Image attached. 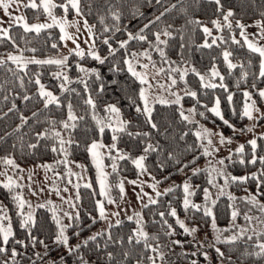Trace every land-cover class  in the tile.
<instances>
[{
  "label": "trees",
  "instance_id": "trees-1",
  "mask_svg": "<svg viewBox=\"0 0 264 264\" xmlns=\"http://www.w3.org/2000/svg\"><path fill=\"white\" fill-rule=\"evenodd\" d=\"M55 2L59 5L65 3L66 0H55ZM114 3L115 0H81L80 3L85 19L90 25H95L93 38L100 52L107 57L104 64L92 59L90 55L81 58L71 54L63 69L56 65L29 64L25 70L21 71L11 61H8L4 67H0V168L8 166L3 162L7 157L23 165L48 162L54 170L65 174L67 164L57 163L64 159L63 154L60 151H51L53 146L59 148V145L57 140L52 137L53 126L50 121H57L55 130L60 131L63 136L65 130L60 126L59 121L67 118L66 105L69 100H71L76 114L85 117L84 120L77 122L78 127L71 132V138L76 143L71 146L65 145L70 152L67 160L84 162L92 178L91 187L80 186L78 198L76 196L77 214L73 215L68 227L71 241L88 233L101 220L97 201L102 195L98 187L94 165L86 149L93 140L99 138H103L106 143L112 141L110 129H106L102 136L98 133L90 110L83 103L88 92L85 91L84 84L78 82L80 78L87 82L91 95L97 101L96 114L98 118L108 117L109 114L104 112L106 104H116L123 118L130 121L127 128L129 132L150 133V136L147 137L120 134L117 146L129 158L118 159L117 172L113 173L112 168L110 170L109 180L115 197H119L121 194L116 185L124 178H136L146 172L159 183H165L190 167L192 165L190 161L194 158H196V162L204 157L203 148L200 147L201 144L204 145V140H197L194 135L197 124L181 119L179 105L153 104L152 120L157 124L156 129L151 128L142 112L138 113L135 110L137 106L141 108L143 106L139 99V90L143 85L127 72L123 60L131 59L130 53L132 52L139 53L144 49H149L152 59L157 62V66H160L158 52L150 49L147 42L132 40L127 49H119L115 56H109L108 46L102 42L105 38L111 37L109 43L113 48L118 49V42L127 39L128 31L137 32L149 19H154L165 8H171L175 4L176 7L165 13L157 25L146 30L149 40H154L152 32L157 28L171 24L172 28L169 30L172 31L174 39L169 41L165 50L168 57L176 61L174 66L187 67L191 65L195 66L202 74H207L213 64L218 65L223 72V83L227 86V92L220 87L202 88L198 78L189 73L186 77L187 84L179 82L176 87H187L196 91L197 98L194 100L183 95V102L196 107L197 116L201 121L219 129L225 135L237 136L241 134L240 129H246L247 123V117L243 116L246 103L244 92L250 91L258 102L262 101L258 95V91L264 87V78L259 77L260 57L244 45L243 38L239 34L240 29L236 27V21L239 20L243 24L254 19L264 21V16L261 15L264 13V0H221L222 11H217V5L210 0H162L159 4L156 3V0H151L150 3L148 0H122V3L117 5L121 12V19L118 22L121 31L116 32L113 36L112 31H103L105 25L100 23L99 17L105 16V24L109 28L117 24L108 15L109 5ZM89 5L91 6L90 10ZM229 9L234 12V15L229 18V22L232 24L231 30L226 26L228 22L223 20V15ZM55 10L59 14L63 13L62 8L57 7ZM72 12L73 9L69 6L68 13L72 14ZM133 13L136 15L134 16ZM139 13H143V16H140ZM25 14L29 21H34L43 17L45 11L42 6L36 9L28 7L25 8ZM197 19L212 29L213 36L223 35L227 43H221L218 40L219 47L213 46L211 49L198 47L206 39L205 34L200 26L188 23L190 20ZM212 20H219L222 25H225L223 30H216L211 24ZM8 35L11 39L0 37V55L17 50L38 56L52 55L57 53L63 45L60 30L56 26L41 29L37 33L35 31L26 32L21 24H14L10 26ZM231 36H235L241 43L233 44ZM207 39L211 42L212 37H207ZM53 44L56 45V48L52 47ZM181 44L184 45L183 48H181ZM33 48L36 49L35 52L31 51ZM224 50L232 52L230 60L237 65L235 68H228L227 62L224 61L221 54ZM78 66L89 70L95 69L100 78L97 79L94 74L86 75L80 72ZM113 66H116L118 70L110 71ZM164 67L167 68V65ZM9 68L13 71H8ZM60 71L69 77L71 83L64 82L62 78L60 80L53 78V74ZM245 73H247L246 77ZM163 75L167 77L166 74ZM20 77L23 78V88L20 86ZM37 77L42 84L57 94L60 99V107L55 104L49 105L47 108L44 107V102L38 94L39 86L34 82ZM207 79L206 75V82ZM62 83L69 91L61 90ZM101 85L104 87L103 92H99ZM71 89L76 91L72 92ZM229 93L232 94L231 102L227 100ZM25 95L31 99L24 100ZM217 97L220 99L221 112L224 118L234 125L237 130L235 133L209 111ZM130 98L136 102L135 105L130 102ZM197 100L199 103L196 102ZM13 104L16 107L9 111ZM33 112L37 113L35 117L32 115ZM200 112L204 113L203 117L198 114ZM21 116L27 118V123L21 121ZM18 126L19 130H17ZM46 130L47 137H38V133H44ZM66 131L69 134V130ZM148 144H152L156 150L145 153L144 148ZM30 145H36V147L33 148ZM189 146H192L191 151L188 150ZM169 154H171V158H169ZM253 154L257 157L255 164L250 162L253 159ZM141 155L147 157L144 161L146 171H141L133 163V160ZM259 157H264V133L257 136L255 153H253L252 146L245 142L243 153H238L235 150L224 158V172L229 176L228 187L231 193L220 195L215 200V204L209 199H205L204 189L210 187L211 184L208 183L210 178L208 173L201 171L199 174L195 176L192 174L189 177L196 186L194 201L196 205L200 206L199 210L191 207L187 210L184 209L185 193L181 184L172 187L173 191L166 194L164 192L158 196L156 204L148 203L147 207H143L140 217H142L144 230L149 234V237L157 236L159 238L158 240L149 239L148 243L153 245L159 243L165 253V260L157 261V264H192V261H196V264H229L228 259L221 261L215 248L224 252L225 257H230L231 264H264V257L250 255V253L259 251L255 246L261 243L259 240L264 239V235H260L264 233V228H261L260 231H252V228L248 226L247 231L243 233L239 228L246 222L251 225L244 219L245 214L250 216L254 214L253 212H257L264 217V212L259 207L264 205V175H262L264 164L260 163ZM241 160L244 163H240ZM184 165H188V167H184ZM233 175L247 176L248 179L245 182H233L230 179V176ZM253 175L255 179L252 178ZM219 178L225 177L219 176ZM11 195L12 193L9 194L6 189L0 187V199L8 205L14 232V237L10 238L7 245H3L2 239H0V246L7 249L5 254L0 255V261L9 259L11 249L16 248L19 255L15 258V264H37L41 259H38L34 253H40L44 258L62 247V244L54 243L58 232V225L53 219L55 214L49 203L44 204V207L37 206L35 226L22 227V217L16 212L15 206L17 205L11 199ZM253 197H255V203L251 202ZM171 209L176 210V217L168 215ZM205 209L212 211L215 225L217 229L221 230L218 231L220 242H217V236L213 232V216L205 215ZM233 210L238 212L234 223L231 219ZM161 212L165 213L164 217L159 215ZM140 217H133L132 220L123 219L119 225L113 224L111 228L101 232L104 235L97 236L96 240L87 239V246L81 242L78 255L84 256L90 264H134L137 255L144 251L143 242L139 245L133 242L130 245L127 238L138 227L137 220ZM164 220H167V225L163 223ZM177 220L183 221L189 230L196 228L197 231L195 233L185 232ZM168 225H171V228ZM169 231L173 234L166 235L165 233ZM109 233L112 236L111 241L108 240ZM231 233L238 239L235 242H224L231 239ZM249 236L252 237L251 240L248 239ZM31 237L36 238L34 245ZM121 238L122 244L115 242ZM15 240H23L26 246L16 244ZM41 240L44 241V244L39 243ZM173 241H180V243L174 244ZM44 245H47V249ZM124 251L133 253L128 261H124L122 255ZM108 252L113 253L114 259L111 261L107 258ZM193 253L196 254L193 255ZM205 253L207 258H205ZM144 255L146 257L154 254L146 252ZM62 257L63 260H57L55 264H80L77 255H69L68 251ZM144 264H149L147 259L144 260Z\"/></svg>",
  "mask_w": 264,
  "mask_h": 264
},
{
  "label": "snow or ice",
  "instance_id": "snow-or-ice-1",
  "mask_svg": "<svg viewBox=\"0 0 264 264\" xmlns=\"http://www.w3.org/2000/svg\"><path fill=\"white\" fill-rule=\"evenodd\" d=\"M148 2L150 3L151 0H148ZM162 0H156V3L159 4L161 3ZM210 2L215 3L217 5V11H222L223 9V5L221 4V0H210ZM21 3V0H0V7H2L4 9V12L6 15H9L10 19H14L16 22L22 21L23 17L17 16V17H11V15L8 13V9L12 6V4H17L19 5ZM80 3L81 0H66L65 3H61V4H56L53 2V0H41V6L43 7V10L47 13V15L51 18L52 23L51 24H38V25H29L27 22H24L22 24V27L24 28V31L28 32V31H35L37 33H39L41 31V29H46V28H51L53 26H58L60 28V32L62 33L61 35V39H68V40H72L73 43H76V39L73 37L72 34H70L67 31L68 27H76L77 31L79 32V22L78 21H73V22H69L67 21L66 18H62V19H57V17L53 14V9L59 7L62 8L64 13L66 14L69 10V6L75 10L76 15L77 16H83V11L80 7ZM122 3V0H115L114 4H110L108 7V15L111 16L112 20L117 22V24H114L112 28H109L106 24H105V16H100L99 20L101 24H104V28L103 31L104 32H109L112 31L113 36L115 35L116 32L121 31L120 27L118 26V22L121 19V12L120 9L117 7V5H120ZM23 7L25 8H33L36 9L38 7V5L36 4L35 0H29L28 4H24ZM176 5L173 4L171 6V8H175ZM91 6L89 5V10H90ZM171 8H165V10L163 12L160 13V15L155 16L154 19H149L147 23H145L143 25L142 28H140L137 32L133 33L131 31L127 32V39L126 40H122L119 41V48H113L112 44L109 43V40L111 39V37L109 38H105L102 42L103 44L108 46V51H109V56H115L116 52L119 51V49H127L129 42L132 40H136V41H140V42H147L149 45V48L158 52L159 57H160V66H157V62L154 61L152 59V55L151 52L149 51V49H144L142 52H132L130 53L131 59L129 58H125L123 60V63L126 65V70L128 73L131 74L132 77H134L136 80L139 81V83L141 85H148V88H144L141 87L139 90V99L142 102V108L140 106L136 107V111L138 113L142 112L145 115L146 121L148 124H150L152 129H156L157 128V124L155 122H153L152 120V112H153V107L152 104L150 103V96H149V89L152 87V84L149 83V69L151 68L152 70H154V75L152 76V79L155 80V77L157 76H161L163 74L167 75V83H161L160 81L156 80V86H158L160 89H162L163 91L167 92L170 96L174 97V99H172L171 101H169L168 99L164 98L163 96H156L154 97V101L156 103L162 104V105H169V104H175V105H179V114L182 120L188 122V123H199L198 121H195L194 119H192V117H195V115H197V109L195 106H193L192 108L187 109L186 111L188 112V115L185 114V110L183 109V105L181 104V101L184 99V96H189L191 98H193L194 100H196L197 98V92L191 90L190 88H184L182 89V91L184 92V96H181L178 92L173 91L172 89L175 88L177 86V84L179 82H183L184 84H187V80L186 77L189 75V73L195 75L202 88L205 89H215L217 87H220L222 89H224L227 92V86L223 83L224 81V76H222L220 74V72L218 71V69L216 68L215 64H213V66L209 69L207 74H202L200 71L197 70V68L195 66H187V67H182V66H174L176 65V61L171 60L166 52V48L169 45V41L174 39L173 33L172 31H170L169 29L172 28L171 24H168L164 27H159L157 28V30L152 32V36L154 37V40H149L148 35L146 34V30L151 29L153 26L157 25V22H159L161 20V18L165 15V13L171 11ZM133 15L135 16L136 13H133ZM140 16H143V13H139ZM234 15V12L229 9L226 14L223 15V20L225 22H228L226 24L227 28L229 30H231L232 28V24L231 22H229V18L232 17ZM262 16H264V13H261ZM3 21H0V24H2ZM188 23L190 24H196L198 26H200L202 32L205 34L206 39L204 40V42L202 44H200L198 47L200 48H209L211 49L213 46L219 47L220 45L217 43V41L219 40L221 43H227V40L225 39V37L223 35L221 36H213V32L212 29L209 28L208 26H206L205 24H203L202 21L200 20H190L188 21ZM211 24L213 25V27L218 30V31H222L223 27L225 25H222L221 22L219 20H212ZM253 25H245L243 23H241L239 20L236 21V27L238 29H240V36L243 38V43L244 45L247 46L248 50H250L253 53H257L260 57V64H259V77L260 78H264V46H259L257 43L253 42L252 40H249L248 38V34H246L245 29L247 27H251ZM255 27H257L258 29H260V32L258 34H254V35H260L261 38H264V21H256L255 22ZM83 27L84 29L87 31L89 38L95 36L94 33V28L95 25H89L87 19L83 20ZM9 30L7 28H0V34H2L5 38L11 39V37L8 35ZM163 37V39H162ZM207 37H212L211 42L208 41ZM231 42L233 44H240V40H237L235 38V36H231ZM88 41L85 40V43H87ZM243 46V45H242ZM53 48H56V45L53 44L52 45ZM95 41H93L92 44V49L89 51V55L91 56L92 59L98 61L100 64H104L107 57L102 58L95 50ZM184 45L181 44V48H183ZM32 52H35L36 49H31ZM75 55L83 58L84 57V51L80 48L79 44H76V48L72 50ZM223 59L225 62H227V66L229 69H233L235 68L237 65L233 64L230 60V57L232 56V52L228 51V50H224L222 53ZM140 58H144L148 61V63H143V64H139L140 62ZM67 57H63V58H48V59H36V58H25L21 52V54L19 55H13V54H7L6 58L5 57H0V67H4L6 65V63L8 61H11L13 64H15L17 66L18 70H25L27 68V66L29 64H37V65H56L58 67H60L61 69H63L64 67H66L67 65ZM187 63V62H184ZM139 64L140 68L142 69V71H138L136 65ZM164 65H167V68L164 67ZM79 71L85 73L86 75L89 74H94L96 76L97 79H99V73L96 72L95 69L89 70L83 67L78 66ZM118 70L116 68V66H113V68L110 69V71H116ZM8 71L12 72L13 70L11 68L8 69ZM15 75V73H13ZM175 74V75H174ZM206 75L208 77L207 82H206ZM245 77L247 76V73L244 74ZM219 78V80L221 81V83L219 85L212 83L211 81L214 80L215 78ZM53 78L60 80L61 78L63 79L64 82L67 83H71V81L69 80V77L63 72H56L53 74ZM20 86L23 88L24 87V83H23V78L20 77ZM35 84H37L39 86L38 88V94L39 97L43 100L44 102V107L47 108L49 105L55 104L57 107H60V99L59 97H57L56 95H54L51 91L46 90L45 85H43L40 81V79L37 77L35 79ZM79 83L84 84L85 86V91L88 92L87 97L83 100L84 105L87 106V108L90 110L92 119L95 121V124L97 125V131L98 133L102 136V134L105 132L106 129H110L111 130V140L112 143L110 145H105L102 140H93L92 143L87 147V152L90 154L91 159L93 164L96 167L97 170V182L99 183L100 186V194L105 196L108 200V203H115V201L109 196V191H110V185L108 184V173L105 172V164H104V158L105 155L104 153H102L100 150L101 149H107V158L112 160V164H111V168L113 173L117 172V163L116 160H124V159H128L129 157L127 156V154L123 153L120 149L117 148V142L120 139V134H126L129 136H140L143 135L145 137L150 136L149 132H137V133H132L129 132L127 130L128 128V124L130 123V121H126L121 119L120 117V109L115 105V104H106L104 107V112L108 113V117L105 119H100L98 118L97 114H96V109H97V101L96 99L91 95V91L89 89V86L87 84V82L83 79L80 78ZM253 87H255V85H253ZM60 88L62 91H69V89L65 88V85L62 83L60 85ZM104 87L103 85L100 86L99 88V92H103ZM70 91L75 92V89H71ZM77 95H79V93H77ZM258 95L259 97L264 100V89H260L258 91ZM244 96L251 100V94L249 92H244ZM5 99H7V97H4ZM24 100H29L31 99V97L25 95L23 97ZM227 100L229 102L232 101V94L229 93V95L227 96ZM130 102L135 105V101L131 100L130 98ZM197 103H199V101H196ZM256 102L252 101L251 104H246L243 110V116L247 117L248 119H260V118H264V113H262L259 117H254L253 116V111L259 112V109L255 107ZM16 105L13 104L12 108L9 109V111H12L13 108H15ZM67 118L66 119H61L59 121L60 126L64 129V130H69V138L66 140L60 131L55 130V125L57 124L56 120H51L50 123L53 126V130H52V137L54 139L57 140L59 148H57L56 146H53L51 151L52 152H57L60 151L63 156L64 159L61 161H57V163H64L67 164V157L70 155V152L68 151V148L65 147V145H73L74 143H76L72 138H71V132L74 131L77 127H78V121L84 120L85 117L83 115L78 116L76 114V112L74 111L73 108V104L71 102V100L68 101L67 105ZM205 107H207L205 105ZM209 111L211 113H213L216 117H218L221 121H223L224 125H226L228 128L232 129V131L235 133L237 130L235 129L234 125L230 124L229 121L227 119L224 118L221 109H220V99L217 97L215 102H214V106L212 108L209 109ZM200 116H204L203 112L198 113ZM34 117L37 115L36 112H33L32 114ZM114 118V119H113ZM21 121L23 123H27V118H25L24 116H21ZM17 130H19V126L17 128ZM239 131L244 132V131H252V128H246V129H240ZM48 132L47 130L44 133H38V137L40 138H45L47 137ZM186 135V134H185ZM194 135L196 136L197 140H207V146L201 144L200 147L203 148V155L204 156H212L215 152L219 151L218 148H215L213 146V141L211 139V137L213 136H218L219 137V143L220 144H231L232 143V138L231 137H225L223 132H213L212 130L204 127L203 125H200L199 129L194 133ZM248 143L252 146L253 149V153H255V149L257 147V140L256 139H252L250 141H248ZM78 146V145H77ZM30 147L35 148L36 145H30ZM211 147V151L209 150V148ZM117 152L116 156L112 155L113 151ZM156 149L154 148V146L152 144H148L145 148H144V152L147 153L149 151H155ZM189 151L192 150V146H189L188 148ZM238 153H243L244 151V145L241 144L239 146V148H237L236 150ZM146 156L145 155H141L138 158H136L135 160H133V163L135 164V166L140 169L141 171H146L145 166H144V161L146 160ZM169 158H171V154H169ZM195 159L194 158L192 161H190V163L194 164L195 163ZM230 159V157H229ZM260 163L264 164V157H259ZM4 164L6 165H10L13 168H17L19 167L18 165L15 164V161L11 158H7L5 157L3 160ZM251 163L255 164L257 162V157L255 156V154H253V159L250 161ZM211 165V161L209 162ZM217 164L219 165H224L225 161L223 159L216 161ZM240 163H244L243 160L240 161ZM78 167L83 168V165H77ZM41 167L47 168V169H51L52 165L49 164H45L42 165ZM184 167H188V165H184ZM182 170V169H181ZM201 171H206L209 175V180L208 183L209 184H213L214 180H215V175L217 176H223L225 177V185H227L228 183V179L229 176H227L224 172V170L222 168L218 169L217 167H215V165H212L211 167H209L208 169H200V168H194L192 169V174L193 176L199 174ZM72 173L69 172V175H71ZM0 175H6V173H0ZM262 175H264V173H262ZM253 179H255V176L253 175L252 177ZM231 181L233 182H245L248 177L247 176H243V177H237V176H230ZM129 183L135 185L136 181H129ZM14 186H18L16 185V182L12 180L11 177L7 178V182L3 183L2 185H0V187H2L3 189H6L9 194L12 193L13 191V187ZM119 188V192L121 193V198H123V193L125 191L124 189V182L123 180L119 181L118 184L116 185ZM215 186V185H214ZM76 187H79V185H77ZM84 187H91V184H85ZM151 187H153V189H155L156 185L153 184L151 185ZM191 184L188 181H185L183 183V191L185 193L184 196V200H183V207L185 210H187L189 207L194 208L196 210L200 209L199 205L196 204H192L189 200V196L194 195L193 192L190 191L191 188ZM54 191L57 192V194H59V189H53ZM174 189L172 187L168 188L165 190V194L167 192H171ZM41 191H43V189H41ZM65 191H67V189H65ZM220 194H223V188L220 189ZM144 195H147V193H145ZM162 195V193L157 192V196ZM204 196L205 199H209V192L208 189H204ZM78 198V196H77ZM141 198L138 196V199ZM11 199L13 201L16 202L17 208L19 209L18 211V215H20L22 217L21 220V226L22 227H27L29 225L35 226V216L34 213L31 211V205L25 201L23 199V197L19 194H15V195H11ZM69 202L70 201H66ZM252 203H255V197L252 198L251 200ZM50 203V202H49ZM149 204H156L157 201L151 197H149ZM213 204H215V201H212ZM28 205L29 211L27 213H24L23 209L25 208V205ZM39 207H44L45 205L41 204L38 205ZM148 205L145 204L144 207H147ZM97 207L99 209V215L102 219H107L106 213H105V208L102 202L97 201ZM260 210L262 212H264V205H260ZM0 213H3V215H0V239H2V244L3 245H7L9 243L10 238L14 237V232H13V228H12V224L9 222L7 223V225L5 226L4 221H9L10 218L8 216L7 213V209L5 206L2 205V202H0ZM65 215H68L67 213H65ZM114 215H119V213H115ZM137 217H140V213H136L135 214ZM159 215L161 217H164L165 213L161 212L159 213ZM168 215L172 216V217H176L177 216V212L175 209H171L168 212ZM205 215L208 216H213V213L210 209H205ZM238 216V212L233 210L231 212V219L234 222L236 220ZM72 217L69 216V219H71ZM53 219L56 221L57 225H58V232L55 236V240L54 243L57 244H62L64 246H68L69 241H68V237L65 235V229L66 227L69 226H64L61 224V221L54 215ZM129 220H132L133 217L132 216H128ZM244 219L246 221L251 222L253 217L245 214ZM256 219L260 220L261 223H264V220H261L259 217H257ZM95 222V221H93ZM121 223L120 220L116 221V224L119 225ZM163 223L165 225L168 224L167 220H164ZM177 223L180 224L181 228L184 229L185 232H189L191 231V233H195L197 231L196 228H192L191 230H189L188 228L185 227L183 221L177 220ZM137 224L138 227L136 229L133 230L132 234L128 236L127 240H128V244H133V242H135V244H141L143 242V252L139 253L137 255V257L135 258V262L134 264H144V260L147 259V261L149 262V264H157V261L163 262L165 260V253L162 250V246L157 243L155 245L148 243L149 239L152 240H158L159 238L157 236H152L149 237V234L144 230L143 224H142V217H140V219L137 220ZM112 225L109 224V228H111ZM169 228H171V225H168ZM213 228L216 231H221L219 229H216V225H215V218L213 216ZM241 233L247 231V229L242 228ZM166 235H172L173 233L171 231L166 232ZM78 235V233H77ZM104 235V233H96L95 235L89 237V240H96L97 236H101ZM260 235H264V233H261ZM32 241H33V245L35 244V237H31ZM238 237L237 236H232L230 240H226L224 242H235V240H237ZM249 240L252 239L251 236L248 237ZM108 240L111 241L112 240V236L109 233L108 235ZM217 242H220V236L216 237ZM117 243H123L122 238L118 241H115ZM16 244H19L21 246H26L24 245V241L23 240H15ZM40 244H44V241L41 240L39 241ZM174 244H179L180 241H173ZM84 246H87L88 244V240H85L83 242ZM45 248L47 249V245H44ZM81 245L77 244L74 247L68 246V254L69 255H77L78 260L80 261V264H90L89 260H86L84 258V256L82 255H78L79 249H80ZM105 247H107V245H105ZM255 247H257L259 249V251H256L254 253H250V255H255L257 257H264V243H259L257 244ZM7 251L6 247L4 246H0V255L5 254ZM216 253L218 254V256L220 257L221 261H223L224 259H228L229 260V264H231V258L230 257H225V253L222 252L219 248H215ZM146 252H151L154 255H147L145 257L144 253ZM47 254V253H45ZM196 253H193V255H195ZM17 255H19V253L17 252L16 248H12L11 249V256L9 259L7 260H3L0 261V264H15V258L17 257ZM34 255L38 258V259H43V257L40 255V253H34ZM123 258L124 261H128L133 253L131 251H124L123 252ZM107 258L109 261L113 260V253L112 252H108L107 253ZM205 258H207V254L205 253ZM61 260H63V257H60ZM50 264H55V261H51ZM192 264H196V261H192Z\"/></svg>",
  "mask_w": 264,
  "mask_h": 264
},
{
  "label": "rangeland",
  "instance_id": "rangeland-1",
  "mask_svg": "<svg viewBox=\"0 0 264 264\" xmlns=\"http://www.w3.org/2000/svg\"><path fill=\"white\" fill-rule=\"evenodd\" d=\"M36 4L41 6V0H35ZM54 3L55 0H53ZM29 0H21V3L19 5L12 4V6L8 9V13L11 15V17H23L22 21L16 22L14 19H10L9 15H6L4 12V9L0 7V21H3L2 24H0V28H7L9 30L10 26L14 24H23L24 22H27L29 25H38V24H51L52 20L45 12V15L41 18H37L34 21H29L25 14V7H23L24 4H28ZM53 14L57 17V19L66 18L67 21L73 22L78 21L79 22V32L77 31L76 27H68L67 31L73 35V37L76 39V43H73L72 40L63 39V45L60 48V50L52 55H45V56H38L34 54H28L24 53L22 51H9L4 54H1L0 57H5L7 54H13V55H19L23 54L25 58H36V59H48V58H63L67 57L69 59L71 54H75L72 50L76 48V44H79L80 48L84 51V56L89 55V51L92 49V44L94 41V38H89V35L87 31L83 27V20L85 19L84 16H77L75 10H73L72 14H69L68 12L65 14L63 13L59 14L56 12L55 9L52 10ZM261 21V19H254L252 21H249L247 23H244L245 25H253L251 27H247L245 29L246 34H248L249 40H252L253 42L257 43L259 46H264V38H261L260 35H254L258 34L260 32V29L255 27V22ZM89 23V22H88ZM90 25V24H89ZM58 27V26H56ZM60 30V28L58 27ZM61 33V32H60ZM62 35V33H61ZM3 36L0 34V37ZM85 40L88 42L85 43ZM94 50L102 57L104 58L106 55L102 54L100 50L98 49L97 45L95 44ZM130 59V58H129ZM148 63V61L144 58H140L139 64ZM139 64L136 65L138 71H142ZM218 71L221 75H223L222 70L219 68L218 65H215ZM154 75V70L151 68L149 69V83L152 84V87L149 89V96H150V103L153 104L156 103L154 101V97L156 96H163L164 98L171 101L174 99V97L170 96L167 92L160 89L158 86H156V80L160 81L161 83H167V77L164 75L155 77V80L152 79V76ZM212 83H215L219 85L221 81L219 78H215ZM44 85V84H43ZM144 88H148V85H143ZM46 90L51 91L54 95L57 96L56 93H54L50 88L45 86ZM184 88L175 87L172 90L178 92L181 96L184 95V92L182 91ZM261 89H264L261 88ZM251 94V100L246 98V104H251L252 101L256 102L255 107L259 109V112L253 111L254 117H259L262 113H264V100L261 102H258L253 96L250 91H247ZM181 104L183 105V109L185 110V114L188 115V112L186 111L189 108H192L193 105H188L181 101ZM116 105V104H115ZM117 106V105H116ZM214 106V105H213ZM212 106V107H213ZM118 107V106H117ZM211 107V108H212ZM221 109V108H220ZM121 119L125 120L120 112ZM114 119V118H113ZM195 121H198L199 123H196L197 126L195 130L197 131L200 127V125H203L204 127L212 130L213 132H221L219 129L211 126L210 124H207L199 119L197 115L195 117H192ZM252 128V131H244L241 132L240 135L237 136H231V135H225V137H231L232 143L231 144H220L219 143V137L213 136L211 137L213 141V146L215 148H218L219 151L215 152L212 156H204L202 159L196 161L194 164H192L187 169L180 172L178 175L170 179L169 181L165 183H159L156 181L151 174L143 172L140 176L136 178H124L122 179L124 182V193L123 198H121V194L119 197H115L114 192L112 191L109 175H108V184L110 185V191L109 196L115 201V203H108V200L105 196H101V198L98 199V201L102 202L105 208V213L107 216V219H102L100 217V222L96 225H94L88 233L85 235L79 236L75 240H70V235L68 231V227L65 229V235L68 237L69 244L68 246L74 247L77 244H80L81 242H84L89 237L95 235L96 233H101L103 231H106L109 229V224L113 225L116 224L117 220L122 221L123 219H127L128 216L137 217L136 213H142L143 207L145 204H148L149 197L156 200L157 192L164 193L166 189L170 187H174L177 184H181L183 186V183L185 181H188L191 184L190 191L194 193L196 186L190 181L189 177L192 175V169L194 168H209L212 165H215L218 169L222 168L224 170V165H219L216 163V161L221 160L231 154V152L237 150L241 144H245V142H248L252 139L257 140V136L264 133V118L260 119H248L246 123V128ZM63 137L67 140L69 138L68 132L65 130L63 132ZM97 140H102V142L105 145H110V143H106L103 138H99ZM204 145L207 146V140H204ZM118 148V146H117ZM119 149V148H118ZM211 151V147L209 148ZM102 153H104V164H105V172L110 174L111 170V164L112 160L107 158V149H101ZM203 153V149H202ZM113 156L117 155V152L114 150L112 152ZM91 158V156H90ZM15 161V160H14ZM67 169L66 173L62 174V172L54 170L51 168L50 170L44 167H41L42 165L49 164L48 162L45 163H35V164H19L15 162L16 165L19 167L13 168L12 166L8 165L3 168H0V173H6V175H0V184L6 183L7 178L11 177L13 181L16 182V185L13 187L12 195L19 194L23 197L25 201H27L32 207L31 211L34 213L38 205L41 204H50L55 216L61 221V224L64 226H69L71 224V219H69V216L73 217L74 214H77V205H76V196H78V192L80 190V186L87 184L92 185V178L90 176V173L87 169V166L84 162L81 161H73L72 159L67 160ZM92 161V159H91ZM211 161V165L210 162ZM93 163V162H92ZM116 163H118V159L116 160ZM83 165V168L78 167L77 165ZM94 165V164H93ZM95 172H96V178H97V170L94 165ZM69 172L72 174L69 175ZM215 176V180L213 184H211L210 187L206 188L208 189V192L210 194L209 200L215 201L221 194L220 189L223 188V193H231L228 183L225 185V178L220 179L219 176L213 174ZM219 178V180H218ZM136 181L135 185L129 183V181ZM98 183V182H97ZM155 184L156 187L153 189L151 185ZM79 185V187H76ZM215 185V186H214ZM98 187L100 190V186L98 183ZM43 189V191H41ZM53 189H59V194H57L56 191ZM67 189V191H65ZM147 193V195H144ZM138 196L141 197L138 199ZM185 196V195H184ZM190 202L192 204H196L194 201V195H191L188 197ZM184 200V199H183ZM66 201H70L66 202ZM0 202L2 200L0 199ZM2 205L6 207L8 216L10 218L9 221H4L5 226L7 223L12 224L11 215L9 212L8 205L2 202ZM16 207V212L18 213L19 209ZM24 213H27L29 211L28 205H25V208L23 209ZM67 213L68 215H65ZM115 213H119V215H114ZM253 215H250L253 217L252 221L250 222L251 225H249L247 222L243 223L239 226L240 230L242 228L247 229L248 226L252 228V231H260L261 228H264V223H261L260 220L256 219L260 216L257 212H253ZM99 214V209H98ZM263 214V213H261ZM0 215H3V213H0ZM264 216V215H263ZM261 220H264V217L262 215L260 216ZM235 222V221H234ZM233 222V223H234ZM13 228V225H12ZM217 229V227H216ZM213 232L216 236L218 235V231H216L213 228ZM241 232V231H240ZM233 234L231 233L230 236ZM228 239V238H227ZM261 243H264V239L259 240ZM68 246L62 245V247L54 252L53 254H50L49 256H45L43 259H41L37 264H50L51 261H57L61 260L60 257L65 254V252L68 251Z\"/></svg>",
  "mask_w": 264,
  "mask_h": 264
}]
</instances>
